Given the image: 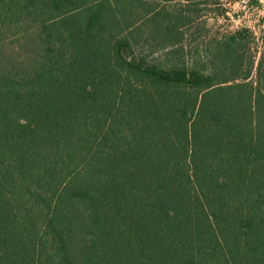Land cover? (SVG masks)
<instances>
[{
	"label": "trees",
	"instance_id": "16d2710c",
	"mask_svg": "<svg viewBox=\"0 0 264 264\" xmlns=\"http://www.w3.org/2000/svg\"><path fill=\"white\" fill-rule=\"evenodd\" d=\"M159 1L0 0V264H264V32Z\"/></svg>",
	"mask_w": 264,
	"mask_h": 264
},
{
	"label": "rangeland",
	"instance_id": "374dc122",
	"mask_svg": "<svg viewBox=\"0 0 264 264\" xmlns=\"http://www.w3.org/2000/svg\"><path fill=\"white\" fill-rule=\"evenodd\" d=\"M153 5L159 0H153ZM191 6L187 31L182 39L185 49L195 46L193 54L201 52L204 44L215 38H221L230 31L247 27L252 32L250 51L255 63L263 49L262 36L264 32V0H198ZM183 2L173 1L167 4L170 10L183 9ZM182 7V8H181ZM153 28V27H152ZM186 29V28H185ZM146 38L144 50L156 61L169 62L172 58L170 40L162 35L154 37L149 28H144ZM151 35V36H150ZM163 37V38H162ZM171 57V58H170Z\"/></svg>",
	"mask_w": 264,
	"mask_h": 264
}]
</instances>
